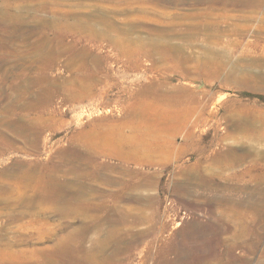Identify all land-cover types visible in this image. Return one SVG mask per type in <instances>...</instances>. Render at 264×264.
I'll use <instances>...</instances> for the list:
<instances>
[{
    "label": "rangeland",
    "instance_id": "374dc122",
    "mask_svg": "<svg viewBox=\"0 0 264 264\" xmlns=\"http://www.w3.org/2000/svg\"><path fill=\"white\" fill-rule=\"evenodd\" d=\"M34 3L47 11L20 8L24 27L50 9L82 26L65 36L47 28L41 44L75 47L45 61L21 57L32 51L0 29V111L26 101L11 115L45 126L29 145L0 125L13 144L0 151V173L29 165L42 191L58 186L70 204L24 208L34 185L0 174V253L18 264H71L52 258L71 239L72 264H86L88 252L115 264H221L225 253L264 264V220L249 210H264V65L248 64L264 60V18H225L191 0ZM41 76L52 91L36 100L25 80ZM73 150L81 157L67 156ZM238 216L251 230L242 243L232 239Z\"/></svg>",
    "mask_w": 264,
    "mask_h": 264
},
{
    "label": "bare ground",
    "instance_id": "6f19581e",
    "mask_svg": "<svg viewBox=\"0 0 264 264\" xmlns=\"http://www.w3.org/2000/svg\"><path fill=\"white\" fill-rule=\"evenodd\" d=\"M186 1L190 0H171L172 4H182ZM192 4L195 5H208V11L210 13H214L216 10H223L224 12L220 14L221 16H224L225 18H252V15H256L258 17L264 18V0H191ZM0 29H2L3 32H6V34H9L11 37L14 38V40H19L20 45H26L28 46L29 50H31V53L26 54V56L21 57H27L29 59H32L33 61H45L52 59L55 55L59 56L64 53H66L71 47H75V44H68L67 46H59V47H53L51 45H46L45 43L41 44V41L44 39V37L41 34H45L47 28H52L55 34H62L65 36L68 33H72L74 29H77L78 27H81L82 24L78 21H70L68 19V15H61V17L56 18L55 11L50 9L49 12L52 13L53 16L47 17L45 19H39L36 24L33 23V25L24 27L22 22V17L19 13L20 8H24L27 10V12H43L46 10L47 7L43 4L34 5V0H24L22 3H26L25 5L19 2L16 5H12L9 0H0ZM22 5H21V4ZM40 3V2H39ZM217 6V7H215ZM238 8L239 11L240 8L246 9V11L243 12V16L240 15H230L231 10H235ZM24 9V10H25ZM17 10V11H16ZM29 10V11H28ZM202 13V12H201ZM229 13V14H228ZM22 14L25 13L22 12ZM254 16V17H256ZM66 17L67 20L64 19ZM257 19V17H256ZM253 20V19H252ZM262 20V19H261ZM264 22V21H263ZM88 26H86V29L89 28L95 34L97 31L94 29L93 26L86 23ZM101 26H103L102 23H100ZM242 29L247 30L249 29V25H246L245 27H241L239 25H236L233 27V30L240 34ZM260 28L257 29L259 32ZM10 31V32H9ZM260 33V32H259ZM40 34L41 39L36 41H30L31 37L34 35ZM10 40V39H9ZM40 41V42H39ZM27 48V49H28ZM83 51V50H82ZM82 51L78 54L79 57L82 59L86 58V54H83ZM249 65H264V60L261 58H251L248 61ZM24 67V66H23ZM24 70V69H22ZM264 75V72H263ZM4 81H6V77L3 78ZM27 86L36 87V91H34L36 95V100H41L42 97L46 94H49L52 89L51 87H47L48 79L45 76H41L39 78H27L26 80ZM20 106V107H26L28 106V103L26 101H19L16 99H11L10 102L3 108V111H0V113H4L1 115L3 119H0V125H7L13 132V134L23 140L24 143H29V145H34L38 141L37 134L40 133L41 130L45 129L43 119L41 117L37 118H31L27 115H11L12 108L14 106ZM13 144L5 138V135L0 133V151L2 149H9L12 148ZM226 154H230L232 157V150L230 152H226ZM72 158L75 157H81L79 153L76 151H72L69 155ZM234 160L237 161V157L233 154ZM21 165V164H20ZM25 165V164H24ZM23 165V166H24ZM22 166V165H21ZM17 167L15 165H10L8 168L4 169L3 172L0 174L3 175H9L12 178H15L17 181L20 182V184L23 186V188H27L31 184L34 185L36 189V194L33 198H25L24 194L23 197L20 198L23 200L21 203L24 208H39L40 201L47 200L51 201L54 204H57L61 208H67L70 204V200L67 198L66 194H62L58 188V186H51V188L42 191L40 186L42 185L43 176L37 171H34L33 168H31L29 165L25 167ZM262 179V178H261ZM20 185V187H22ZM262 190V189H261ZM262 192V191H261ZM10 196V195H9ZM6 199L7 202H9ZM3 200L0 199V202ZM20 202V201H19ZM260 202H263V200H260ZM254 208H250L249 210H253L254 215H256V221H263L264 220V211L263 209L260 210L258 207L253 206ZM14 215H11V218H13ZM227 220V219H226ZM225 220V221H226ZM235 220V219H234ZM232 218V222L234 221ZM238 221V225L234 222V229L235 234L233 235V241L235 243H242V241L246 238V236L251 235V230L248 228V222L246 218L239 217L235 220ZM0 239H2V236H0ZM243 239V240H242ZM70 241V242H69ZM243 245V244H242ZM78 246H72L71 239L62 240L60 241V245L57 247V250L53 254L52 258H57L58 256H64L67 258V260L72 264L73 262L77 261L76 257V248ZM83 248H81L80 251H82ZM89 256L91 258H89ZM15 257V254L8 253V254H1L0 253V264H18L17 262H14L12 258ZM86 259V264H115V261L111 258H102L98 259L95 256H91L88 252V255ZM225 258H227L228 263L222 262L221 264H245L246 260L243 258H239L237 256H233L232 253H225ZM6 259H9L7 262ZM12 259V260H11Z\"/></svg>",
    "mask_w": 264,
    "mask_h": 264
}]
</instances>
